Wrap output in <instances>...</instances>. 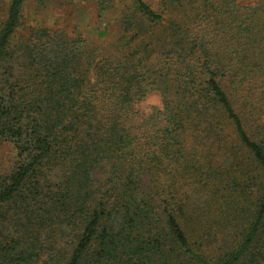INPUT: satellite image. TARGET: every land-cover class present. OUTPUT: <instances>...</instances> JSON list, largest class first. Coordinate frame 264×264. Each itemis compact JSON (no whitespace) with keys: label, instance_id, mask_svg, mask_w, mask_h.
Returning <instances> with one entry per match:
<instances>
[{"label":"trees","instance_id":"16d2710c","mask_svg":"<svg viewBox=\"0 0 264 264\" xmlns=\"http://www.w3.org/2000/svg\"><path fill=\"white\" fill-rule=\"evenodd\" d=\"M29 1L0 2V264H264V0H126L108 44L23 31Z\"/></svg>","mask_w":264,"mask_h":264},{"label":"rangeland","instance_id":"374dc122","mask_svg":"<svg viewBox=\"0 0 264 264\" xmlns=\"http://www.w3.org/2000/svg\"><path fill=\"white\" fill-rule=\"evenodd\" d=\"M39 6L37 0H30L24 6L22 13L23 31L36 27L63 29L72 35L79 34L91 43L111 42L118 33L117 18L123 11L126 0H99L104 2L98 6V0H43ZM153 6V0H145ZM250 3L253 0H240ZM4 8L10 0H0ZM125 11V10H124ZM160 105L158 94L153 93L141 104V109L149 112L152 107ZM15 152L8 145L0 143V171L8 168L13 161Z\"/></svg>","mask_w":264,"mask_h":264}]
</instances>
